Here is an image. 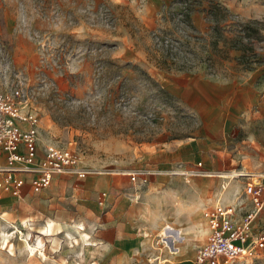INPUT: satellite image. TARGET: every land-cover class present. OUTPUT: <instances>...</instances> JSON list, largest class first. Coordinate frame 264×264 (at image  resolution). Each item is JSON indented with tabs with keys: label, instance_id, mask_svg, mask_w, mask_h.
I'll return each instance as SVG.
<instances>
[{
	"label": "rangeland",
	"instance_id": "1",
	"mask_svg": "<svg viewBox=\"0 0 264 264\" xmlns=\"http://www.w3.org/2000/svg\"><path fill=\"white\" fill-rule=\"evenodd\" d=\"M220 1L240 19L264 20V1L259 8L243 11L228 6L227 0ZM145 4V0H0V90L13 93L22 102L23 112L38 115L41 146L69 147L79 156L89 173L64 178L68 186L78 189L79 182L108 173L123 174L122 166L134 165L143 152L197 137L201 111L176 89L197 79H240L249 71L237 62L240 52L227 42H220L212 51L204 40L194 48L198 53L195 61H202L196 68L186 72L159 68L161 51L155 45L154 32L164 30L181 38L173 28L182 6L166 7L164 22L152 28L140 15ZM192 17L198 28L207 31L202 14ZM261 46L264 44H257L256 49L263 53ZM119 65L129 66L121 69ZM169 81L176 85L169 86ZM160 87L176 100L169 99ZM257 87L264 91V76ZM187 110L196 119L180 115ZM244 136L239 132L235 142ZM207 171L196 161L192 168L180 167L171 173L184 178L199 173L213 179V190L222 189L227 158H221L215 172ZM127 176L131 181L129 173ZM134 182L140 192L149 178L146 183ZM70 189L63 185L60 195H71L74 191ZM200 220L204 223L200 228H205L204 216ZM48 223L53 225L40 217L22 223L0 216V264H78L73 260L78 235L91 225L78 216L66 224L54 223L56 227ZM47 226L52 229L50 234ZM163 230L154 240L158 255L151 264H176L171 258L175 252L188 260L183 264H197V250L205 242L208 226L197 234L179 229L177 237H168ZM39 238L42 245H38ZM25 239L37 245V253L29 254ZM222 264H264V254L240 256Z\"/></svg>",
	"mask_w": 264,
	"mask_h": 264
},
{
	"label": "crops",
	"instance_id": "2",
	"mask_svg": "<svg viewBox=\"0 0 264 264\" xmlns=\"http://www.w3.org/2000/svg\"><path fill=\"white\" fill-rule=\"evenodd\" d=\"M145 1L140 15L149 27L156 28L164 22L163 11L173 6V0ZM263 1L227 0V4L243 11L259 8ZM195 14H202L206 21L203 13ZM246 73L240 79L227 77V81L197 79L176 89L201 111L202 126L198 124L197 137L191 135L164 148L145 151L134 165L122 166L123 174H103L77 183L81 187L78 189L68 186L64 179L73 178L71 175L55 177L42 191H36L27 177L21 196L0 192V216L22 223L45 218L53 222L48 223L53 227L54 223L66 224L78 216L91 228L78 235L79 246L74 252L77 257L73 259L76 263L151 264L158 255L154 240L166 225L197 234L207 227L205 218V228L199 225L204 224L200 216L207 207L217 203L233 205L238 200L241 211L252 209L253 203L243 190L247 181H256L264 173V91L257 87V81L264 76V63L242 75ZM167 84L175 86L176 82ZM239 132L245 136L236 143ZM221 158H227V173L222 175L227 180L222 189L213 190V179L199 173L186 178L171 173L180 167L192 168L197 161L211 174L208 172H215ZM135 168L149 172V182L140 192L127 176ZM185 170L179 173L189 174ZM65 184L74 191L69 196L60 195ZM255 228L264 229V206L258 212ZM207 235L208 232L205 240ZM181 257L172 253V263L188 261Z\"/></svg>",
	"mask_w": 264,
	"mask_h": 264
},
{
	"label": "built area",
	"instance_id": "3",
	"mask_svg": "<svg viewBox=\"0 0 264 264\" xmlns=\"http://www.w3.org/2000/svg\"><path fill=\"white\" fill-rule=\"evenodd\" d=\"M39 142L38 115L23 112L22 102L13 93L0 90V192L21 196L27 177L36 191H42L56 176L88 175L73 149L53 143L43 147ZM147 175L146 171L130 173L132 181L143 183L148 182ZM243 194L253 203L252 209L241 211L237 200L233 205L217 203L204 210L209 231L197 250V264H222L240 256L264 254V229L255 228L264 206V173L256 181H247Z\"/></svg>",
	"mask_w": 264,
	"mask_h": 264
},
{
	"label": "trees",
	"instance_id": "4",
	"mask_svg": "<svg viewBox=\"0 0 264 264\" xmlns=\"http://www.w3.org/2000/svg\"><path fill=\"white\" fill-rule=\"evenodd\" d=\"M172 3L173 6L176 4L182 6L181 12L177 14L179 20L175 22L173 28V32L179 33L181 38H174L171 32L164 30L154 32L155 45L161 51L157 60L159 68L175 69L176 71L196 68L197 64L202 61H198V63L195 61L198 53L194 48L196 45H202L203 40L211 46L212 51L218 47L220 42H227L231 49L240 52L237 62L249 71L264 63V52H258L256 49L257 44H264V20L258 18L240 19L237 15L232 14L220 0H173ZM197 12L205 15V20L208 23V29L205 32L199 30L194 24L192 16ZM190 45L192 48L189 47ZM192 50L196 52H192ZM210 51L209 49L208 52ZM127 66L129 65H121L120 68ZM142 72L147 74L144 70ZM161 90L169 99L174 98L167 91L162 88ZM180 115L196 119L194 114L187 111L181 112Z\"/></svg>",
	"mask_w": 264,
	"mask_h": 264
},
{
	"label": "bare ground",
	"instance_id": "5",
	"mask_svg": "<svg viewBox=\"0 0 264 264\" xmlns=\"http://www.w3.org/2000/svg\"><path fill=\"white\" fill-rule=\"evenodd\" d=\"M79 228H81V229H84V226H79ZM46 231L50 234L51 233V231H52V229H51V227H47L46 228ZM178 232H180V230L179 229H175V228H173L172 226H170V225H166L165 227H164V230H163V234L164 235H166V236H171V237H177V233ZM5 240L7 239V236L4 238ZM26 240V242H27V248H28V252H29V254L30 255H34L35 253H37L38 252V247H37V245L36 244H31V243H29L28 241H27V239H25ZM43 244V242H42V239L41 238H39V242H38V245H42Z\"/></svg>",
	"mask_w": 264,
	"mask_h": 264
}]
</instances>
